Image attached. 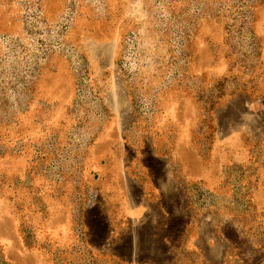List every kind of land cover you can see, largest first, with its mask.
<instances>
[{"label": "rangeland", "instance_id": "obj_1", "mask_svg": "<svg viewBox=\"0 0 264 264\" xmlns=\"http://www.w3.org/2000/svg\"><path fill=\"white\" fill-rule=\"evenodd\" d=\"M0 264H264V0H0Z\"/></svg>", "mask_w": 264, "mask_h": 264}]
</instances>
